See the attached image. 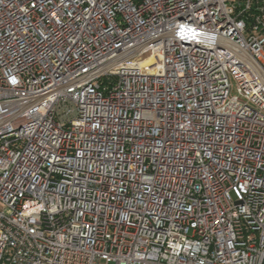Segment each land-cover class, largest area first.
Wrapping results in <instances>:
<instances>
[{"label":"built area","instance_id":"obj_1","mask_svg":"<svg viewBox=\"0 0 264 264\" xmlns=\"http://www.w3.org/2000/svg\"><path fill=\"white\" fill-rule=\"evenodd\" d=\"M110 263L264 264V0H0V264Z\"/></svg>","mask_w":264,"mask_h":264},{"label":"rangeland","instance_id":"obj_2","mask_svg":"<svg viewBox=\"0 0 264 264\" xmlns=\"http://www.w3.org/2000/svg\"><path fill=\"white\" fill-rule=\"evenodd\" d=\"M231 94H234V89L231 91ZM110 264H112V263H110Z\"/></svg>","mask_w":264,"mask_h":264}]
</instances>
